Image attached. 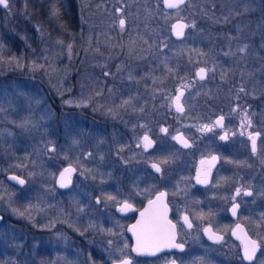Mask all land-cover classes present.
<instances>
[{"label": "rangeland", "instance_id": "obj_1", "mask_svg": "<svg viewBox=\"0 0 264 264\" xmlns=\"http://www.w3.org/2000/svg\"><path fill=\"white\" fill-rule=\"evenodd\" d=\"M51 1L0 8V264H82L78 236L107 239L108 157L112 142L122 146L118 136L109 144L110 117L155 104L160 116L190 117L195 127L210 86L234 79L264 93V0H187L169 11L153 0H80L83 28L72 36L40 20L42 8L53 16ZM202 10L211 24L197 20ZM175 20L185 24L181 40L170 33ZM182 87L178 113L171 101ZM67 164L76 175L62 192L54 179ZM7 173L25 184L8 183Z\"/></svg>", "mask_w": 264, "mask_h": 264}, {"label": "flooded vegetation", "instance_id": "obj_2", "mask_svg": "<svg viewBox=\"0 0 264 264\" xmlns=\"http://www.w3.org/2000/svg\"><path fill=\"white\" fill-rule=\"evenodd\" d=\"M114 14L121 17L123 8ZM207 78L205 69L199 81ZM232 82L210 86L215 90L200 99L203 116L195 118V127L190 117L160 116L155 104L109 118V144L110 137L118 136L122 146L112 142L108 157L107 239L88 233L83 236L88 243L78 236L86 258L82 264L264 261V93H251L247 86ZM228 91L233 95H226ZM150 202L147 217L141 219L143 228L129 229ZM151 221L162 227L164 240L174 235L172 242L182 247H163L159 239H148L145 247L150 250L137 251L132 235L144 232ZM247 240L261 244L255 261L243 258ZM101 246L107 249L106 260L98 250Z\"/></svg>", "mask_w": 264, "mask_h": 264}, {"label": "snow or ice", "instance_id": "obj_3", "mask_svg": "<svg viewBox=\"0 0 264 264\" xmlns=\"http://www.w3.org/2000/svg\"><path fill=\"white\" fill-rule=\"evenodd\" d=\"M167 7L169 8H177L179 6L180 3L183 2V0H165ZM0 5L4 6L5 8L9 7V0H0ZM125 24V21L123 19L120 20V26L121 29L123 30V26ZM183 27V26H181ZM181 34V33H178ZM69 48H71V45H69ZM205 73V69H201L200 70V75L201 78H203V74ZM182 95V93H181ZM124 104H128L130 103V101H124ZM176 107H177V111L179 112H183L184 109L182 107V105L180 104V96L176 97ZM223 118L221 117V120ZM25 124H27V121L24 122ZM220 121H217V124H219ZM162 131H165L164 129H162ZM221 139H226V137H221ZM145 140L147 141V137H145ZM252 142H253V151H255V137H252ZM146 147L150 146V142L148 144L145 145ZM185 146H187V144H185ZM215 159V158H213ZM153 167L156 168L157 171H160L159 167L157 165H153ZM69 171V169H66L65 172ZM64 173H61V177L63 178ZM12 179L14 180H18V182L20 184H24L25 181L22 179H19L18 177H12ZM61 186L64 187L66 186L63 183V179L61 181ZM239 189H237V193H239ZM250 194V193H248ZM151 203V202H150ZM122 211L126 210V208H122ZM233 214H235V208H233ZM23 215V214H21ZM141 215L143 216L144 213H141ZM185 220L187 221V217H185ZM137 224H141L140 221L137 222ZM137 226L134 225L133 229L135 230ZM174 227V226H173ZM189 227H191V224L189 223ZM163 231L162 227L155 221H151L148 224H146L145 226V230L144 232L137 234V251H147L150 250L147 247H145V244L147 242V240L149 238L151 239H157L160 235V233ZM210 238L213 239H221L220 237H214V236H210ZM174 240V235H172L171 237H169L168 239L161 241L159 246H163V247H182V245H176L174 244L172 241ZM159 246H157L155 248L156 251L159 250ZM261 249V244H258L257 241L255 240H247L244 244V259L248 260V261H255L256 256H257V251ZM123 264H128V261H124ZM261 264H264V261H261Z\"/></svg>", "mask_w": 264, "mask_h": 264}, {"label": "trees", "instance_id": "obj_4", "mask_svg": "<svg viewBox=\"0 0 264 264\" xmlns=\"http://www.w3.org/2000/svg\"><path fill=\"white\" fill-rule=\"evenodd\" d=\"M139 1L141 2V4L145 3L144 0H139ZM51 2L52 3L50 4V11L53 12V16L46 18V15H45L46 12L42 8L38 12V15L40 16L39 17L40 20H44L45 23L48 22L49 24L53 25L55 28H61L64 31V33L69 36H72L78 33L83 28L80 25V20H79V11L81 12V6H82L80 0H52ZM150 2L156 5V7L158 8L157 10L163 9L161 0H153V1H149V3ZM145 4H142V6L145 7ZM4 9H7V8H4ZM209 12L210 11L202 10L201 12L195 14L197 20L205 24L210 23V21L212 19H215V17L210 16L211 12L210 13ZM154 21L155 20L152 17L151 18L149 17V22L152 23ZM46 95L48 96L49 93L46 92ZM48 101H53V100L51 99ZM1 178L5 179L4 176H2ZM19 199H22V197Z\"/></svg>", "mask_w": 264, "mask_h": 264}, {"label": "water", "instance_id": "obj_5", "mask_svg": "<svg viewBox=\"0 0 264 264\" xmlns=\"http://www.w3.org/2000/svg\"><path fill=\"white\" fill-rule=\"evenodd\" d=\"M187 0H183L182 3L179 4V7H181L182 5H184L186 3ZM161 4H162V7L163 9L165 10H174V9H177V8H169L167 7L166 5V2L165 0H161ZM0 8H5L4 6L0 5ZM119 25H120V21H119ZM183 26V27H181ZM184 31H185V24L182 20H175L172 22L171 26H170V33H171V36L174 40H181L183 37H184ZM178 33H181V34H178ZM203 69L201 67L197 68V70L195 71V75L197 77L198 80H201V75L199 74L200 73V70ZM204 75V74H203ZM182 93V95H181ZM184 94V89L183 88H180L174 95L173 99H172V104H173V107L174 109L177 111V107H176V97L177 96H180V99L182 98ZM181 104V103H180ZM182 105V104H181ZM183 107V105H182ZM179 112V111H178ZM66 169H69V171L65 172ZM61 173H64V176L63 178L61 177ZM76 173V169L73 165H64L60 171L56 174L55 176V179H54V185L55 187L58 189V190H61V191H66V190H69L72 185H73V180H74V175ZM18 177L19 179H22L25 181V179L15 173H7L5 175V179L8 183L14 185V186H17V187H22L24 184H20L18 182V180H14L12 179V177ZM63 179V183L66 185L64 187L61 186V181ZM152 204L149 203L147 204V206L142 210L141 213H144V215L142 216L141 213L139 215V217L137 218V220L129 226V229H133V226L136 225L137 227L135 228V231H138L139 229H142L143 228V223L141 221L142 218H146L147 217V214L149 213V210H150V206ZM2 219V215L0 214V220ZM160 219H163V220H166L165 218H160ZM140 221L141 224H137V222ZM162 233V232H161ZM160 233L159 237L157 239H159L160 241L164 240L165 236H163L162 234ZM132 238H133V241H134V246L136 247L137 246V234H133L132 235ZM151 239V238H149Z\"/></svg>", "mask_w": 264, "mask_h": 264}]
</instances>
